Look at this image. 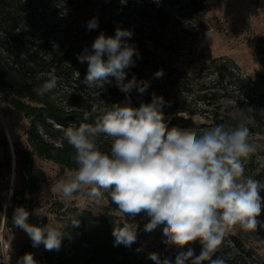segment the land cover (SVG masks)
<instances>
[{"label":"clouds","instance_id":"1","mask_svg":"<svg viewBox=\"0 0 264 264\" xmlns=\"http://www.w3.org/2000/svg\"><path fill=\"white\" fill-rule=\"evenodd\" d=\"M99 26L98 18L87 22V30ZM133 32L117 28L114 36L99 34L91 45L77 55L80 63H87L86 83L89 87H102L109 75L117 78L120 91L128 94L133 88L143 94L149 87L147 81L137 82L135 77L123 83L125 69L135 66V56L140 53L128 41ZM106 57V59H105ZM164 75L163 69L154 77ZM56 76L46 80L37 90L39 95L52 92L57 87ZM130 99V98H129ZM162 96L152 94L150 103L132 107L130 103H114L110 107L90 110L82 108L84 120L97 111L101 115L95 124L81 123L64 130L67 143L75 150L72 159L78 166L69 170L57 181L65 198H71L81 187L89 186V195L97 200L107 191L122 213L135 217L141 212L150 218L145 232L163 225V242L183 249L199 241L202 245L197 256L192 248L179 252L175 264H225L221 257L213 259L223 237L236 226L245 232L264 228L257 217L261 215L260 192L264 183L245 176L244 160L264 144L254 142L244 119L235 125L222 123L197 130L192 127H169L165 121ZM264 117V109L252 107L238 109L237 117L245 114ZM250 115L249 119H254ZM110 138V152L98 147L101 136ZM39 215V212H37ZM29 212L18 206L14 209L13 223L26 232L33 247L43 244L48 251L59 250L64 231L47 223L43 226L29 224ZM78 226L77 218L68 226ZM114 246L130 247L137 239V230L131 224L114 222ZM10 245L0 249V264H10ZM141 249H137L140 251ZM148 258L155 264H172L161 260L155 252ZM17 264H37L32 253H25Z\"/></svg>","mask_w":264,"mask_h":264},{"label":"trees","instance_id":"2","mask_svg":"<svg viewBox=\"0 0 264 264\" xmlns=\"http://www.w3.org/2000/svg\"><path fill=\"white\" fill-rule=\"evenodd\" d=\"M215 1L0 0V105L12 107L29 123L26 131L29 149L15 146L20 186L13 192L12 203L8 205L6 226L14 224L16 207L23 206L29 214L38 208L35 193L42 179L38 176L33 153L68 170L76 169L78 166L72 159L75 150L67 143L64 130L69 126L78 127L81 123L94 125L101 115L97 111L84 120L82 108L76 106L79 102L75 97V87L66 84L76 74L77 77L87 75V63H80L77 55L85 48L91 50L93 41L101 32L114 36L117 28L131 30L133 36L128 42L136 46L141 58L133 57L135 66L124 70L122 82L128 83L133 77L137 82L151 78L149 87L140 93L143 101L150 103L151 91H154L164 98L165 108H177L183 97L177 96L173 89L181 87L194 93L193 85L200 76L199 72L192 75L179 71L177 66H173L174 55L186 56L182 62L185 65L188 61L200 62L202 57L195 44L186 45L185 53L182 50L174 53L171 43L188 40L190 29L202 26L209 6ZM93 17L98 18L99 26L89 31L86 25ZM142 37L152 42L154 48L146 50L147 44H142ZM160 47L162 52H159ZM256 49V61L264 69V36L257 41ZM143 68L150 69L151 74H146ZM160 69L164 75L154 77ZM52 76L58 78L57 87L52 92L39 95V87ZM107 79L117 81L113 75ZM251 84L255 95L264 100V73L256 75ZM165 121L169 127L193 128L191 119L178 113L170 114ZM110 146V138L102 135L98 140L99 149L107 153ZM260 153L264 154V151ZM253 163L254 159L247 162ZM3 165L9 169L10 161ZM260 167V174L264 176V164ZM260 174H255L256 178ZM101 191L102 199L92 197L87 205L68 208L63 213L61 230L64 237L60 249H44L35 259L37 264H135L131 260L133 246H114L112 232L114 222L128 223L137 216L132 218L122 213L109 193ZM75 218L79 220L78 226H66L70 219ZM234 243L241 247L237 239Z\"/></svg>","mask_w":264,"mask_h":264},{"label":"rangeland","instance_id":"3","mask_svg":"<svg viewBox=\"0 0 264 264\" xmlns=\"http://www.w3.org/2000/svg\"><path fill=\"white\" fill-rule=\"evenodd\" d=\"M190 32L191 37L188 40L172 42L171 51L176 53L182 50L185 53L186 45L195 44L200 48L199 56L202 57V61L195 63L188 61L185 65L182 62L186 56L175 54L173 66L192 75L199 72L200 79L193 85L194 93L187 92L181 87L173 89L177 96L183 98L177 108L164 107V117L178 113L180 116L190 118L198 134L201 130L214 125L222 123L235 125L238 119H244L253 137H257L254 142L264 144V117L248 113L244 117H237L240 108L252 107L257 111L264 109V100L259 99L251 90V81L256 75L264 73V69L256 61L257 41L264 36V0H216L209 6L202 26L193 27ZM180 36H183V33ZM141 40L142 44H147L146 50L154 48L152 42L146 41L145 37ZM159 52H162V47ZM143 69L146 74H151L150 69ZM77 76L78 74L66 83L67 86L75 87V97L79 102L77 107L95 106L100 109L110 107L114 103L121 105L130 103L132 107H139L141 103H145L137 88L125 94L120 91L116 80L108 79L102 82V87H89L86 75ZM143 81L150 85L152 79L147 78ZM152 93L154 91H151ZM250 115H255L254 119H249ZM28 126L27 119L21 113L8 105H0V249L10 245V264H17V259L25 253H32L36 259L45 249L43 244L33 247L30 238L21 228L14 224L11 227L5 225L12 194L20 186L15 146L29 149L26 141ZM260 151L264 150H258L244 160V174L264 183V176L260 174L264 154ZM250 159H254L253 165L247 164ZM8 160L9 169L3 165ZM33 161L42 180L35 193L38 208L29 214L27 222L39 226L50 223L62 229L63 213L68 208L83 207L91 202L89 186L84 185L71 198H65L57 187V181L69 170L37 153H33ZM255 174L261 176L256 178ZM260 196L264 204V189L261 190ZM149 219L146 213L141 212L133 219L135 221L130 218L132 221L128 222L137 230V239L132 244V262L155 264L148 258L149 253L155 252L161 260L170 259L172 264H175V258L170 253L171 246L163 242L165 239L163 225L150 233L144 231V225ZM257 219L264 223V207ZM234 239L239 241L241 247L234 243ZM189 248L198 256L202 245L196 241L191 243ZM217 257L223 258L225 264H264V228H258L255 232H245L239 226L234 227L223 237L213 259ZM204 264L209 262L206 261Z\"/></svg>","mask_w":264,"mask_h":264},{"label":"built area","instance_id":"4","mask_svg":"<svg viewBox=\"0 0 264 264\" xmlns=\"http://www.w3.org/2000/svg\"><path fill=\"white\" fill-rule=\"evenodd\" d=\"M190 245H191V243L188 244V245H186L183 249L177 248L175 245H171V251H170V253H171L172 257L175 258L176 255L179 252H181V251H187Z\"/></svg>","mask_w":264,"mask_h":264}]
</instances>
